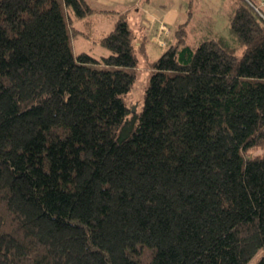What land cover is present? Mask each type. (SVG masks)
<instances>
[{
  "label": "trees",
  "instance_id": "1",
  "mask_svg": "<svg viewBox=\"0 0 264 264\" xmlns=\"http://www.w3.org/2000/svg\"><path fill=\"white\" fill-rule=\"evenodd\" d=\"M236 3L239 55L186 20L150 60L127 12L0 0V264H264V10ZM96 11L108 53H73Z\"/></svg>",
  "mask_w": 264,
  "mask_h": 264
},
{
  "label": "rangeland",
  "instance_id": "2",
  "mask_svg": "<svg viewBox=\"0 0 264 264\" xmlns=\"http://www.w3.org/2000/svg\"><path fill=\"white\" fill-rule=\"evenodd\" d=\"M91 1V0H90ZM152 1V0H151ZM156 1V3L154 2ZM243 2L244 0H236ZM154 6L158 11L164 10L173 11L174 15H177V20H169V25L176 28V25L188 20L187 31L189 33L188 43L196 45L201 39L213 35H221L228 43V46L233 48V52L236 55L241 53L242 47L237 40L230 34L229 21L233 12V0H153ZM236 3V5H237ZM122 2L118 0H94V5L98 8H116V5H121ZM162 4V5H161ZM232 10L231 14L230 11ZM105 12L96 11L93 14L94 24L92 26V32L88 38L79 35L76 38H72V51L77 53L79 51H88L93 55L100 57L105 55L107 50L99 45L97 38L111 29L114 18L110 15L103 14ZM132 27L139 31L138 27H135L132 23ZM81 29V28H80ZM162 30V29H161ZM160 33V32H159ZM155 32H147L148 40L146 43L147 57L152 60L155 59L166 46L161 47L154 39ZM153 37V39H152ZM158 38V36H156ZM150 67L146 60L140 56L137 66L136 81L133 83L130 92L128 93V101L131 106H138L142 100L143 88L147 82ZM259 253L254 256L247 264H253L257 260Z\"/></svg>",
  "mask_w": 264,
  "mask_h": 264
},
{
  "label": "crops",
  "instance_id": "3",
  "mask_svg": "<svg viewBox=\"0 0 264 264\" xmlns=\"http://www.w3.org/2000/svg\"><path fill=\"white\" fill-rule=\"evenodd\" d=\"M90 1V0H89ZM122 2L121 5H116L119 9L114 7L110 8H98L99 6L94 5V0H91L90 3L96 9H104V10H116L119 12H127L128 18L130 23L134 24L135 27L139 28V31H136L139 35L140 33H144L146 39L148 40L147 32H155L153 35L154 39L158 42L161 47L166 46L168 42L173 39V25H169V20H177L178 16L174 15L173 11L164 10L165 7L160 6L163 8L162 11H158L157 8L154 6V2L151 0H118ZM110 15L111 18L114 16L111 13H103ZM94 20V18H93ZM114 21V20H113ZM113 25V24H112ZM112 27V26H111ZM162 29V30H161ZM160 32V33H159ZM158 36V38L156 37ZM139 37V36H138ZM152 37V39H153ZM146 40V43H147ZM147 51V48L145 46ZM147 54V52H146Z\"/></svg>",
  "mask_w": 264,
  "mask_h": 264
},
{
  "label": "built area",
  "instance_id": "4",
  "mask_svg": "<svg viewBox=\"0 0 264 264\" xmlns=\"http://www.w3.org/2000/svg\"><path fill=\"white\" fill-rule=\"evenodd\" d=\"M247 3L260 14L264 10V0H246Z\"/></svg>",
  "mask_w": 264,
  "mask_h": 264
},
{
  "label": "water",
  "instance_id": "5",
  "mask_svg": "<svg viewBox=\"0 0 264 264\" xmlns=\"http://www.w3.org/2000/svg\"><path fill=\"white\" fill-rule=\"evenodd\" d=\"M134 108H135V106H132V108H131V109H132V111H134Z\"/></svg>",
  "mask_w": 264,
  "mask_h": 264
}]
</instances>
